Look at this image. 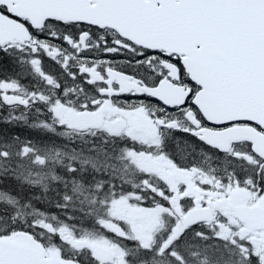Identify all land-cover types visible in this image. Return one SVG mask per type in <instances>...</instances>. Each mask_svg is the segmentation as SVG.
I'll return each mask as SVG.
<instances>
[{
    "label": "snow or ice",
    "instance_id": "6c2138e0",
    "mask_svg": "<svg viewBox=\"0 0 264 264\" xmlns=\"http://www.w3.org/2000/svg\"><path fill=\"white\" fill-rule=\"evenodd\" d=\"M0 264H264V0H0Z\"/></svg>",
    "mask_w": 264,
    "mask_h": 264
}]
</instances>
